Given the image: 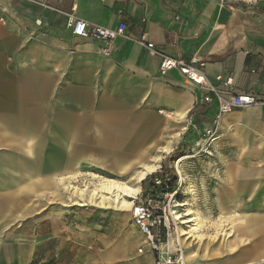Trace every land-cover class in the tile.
<instances>
[{
    "label": "crops",
    "instance_id": "0c3cea01",
    "mask_svg": "<svg viewBox=\"0 0 264 264\" xmlns=\"http://www.w3.org/2000/svg\"><path fill=\"white\" fill-rule=\"evenodd\" d=\"M70 15L113 31L124 24V36L109 45L73 37L66 26ZM143 36L152 49L141 43ZM163 57L196 59L210 87L250 93L259 101L218 116L213 93L187 83L176 70L159 73ZM226 79L231 80L228 87ZM0 81L1 88L15 93L0 96V104L34 105L42 99L58 112L54 119L64 134H79L84 126H119L112 123L119 119L147 120L145 140L110 155V166L119 176L141 167L132 175L136 181L152 166L139 183L157 172L170 152L175 157L194 145L206 146L198 140H207V131L212 132L211 149L222 152V131L234 130L239 153L222 163L223 176L222 171L216 175L217 208L221 215L235 216L234 227L224 239L216 235L219 239L195 242L204 252L225 253L222 264L264 258V168L252 164L264 162V0H0ZM85 119L94 123L85 124ZM7 136L0 134V145L33 155L26 135L15 145ZM48 157L54 173L14 152L0 153V257L13 264H26L29 258L28 249L14 243L18 238L3 232L18 219L17 211L27 208L39 191L57 187L69 190L68 198H83L84 191L71 183L72 165L64 166L57 153ZM139 194L138 189L135 196ZM243 196L248 201L243 202ZM141 237L137 231L130 248ZM245 244L248 251H235ZM188 248L185 243V259L191 253ZM142 258L153 262L149 253Z\"/></svg>",
    "mask_w": 264,
    "mask_h": 264
},
{
    "label": "rangeland",
    "instance_id": "374dc122",
    "mask_svg": "<svg viewBox=\"0 0 264 264\" xmlns=\"http://www.w3.org/2000/svg\"><path fill=\"white\" fill-rule=\"evenodd\" d=\"M6 95L13 96L15 93L11 88L0 87V96ZM50 107L42 99H36L34 105L0 104V134L8 133L10 136H7V141L11 140L14 145L26 135L33 155L29 157L20 148L13 151L8 145H0V153L14 152L21 160L34 161L38 167L43 166L52 173L55 171L49 165L51 161L48 160V155L57 153L64 166L72 165L75 178L71 183L76 186L75 189L85 193L96 190L108 180H113L136 187L142 194L150 179L156 173L165 172L172 161L176 180L163 208L168 217L170 240L173 241L170 244L175 248L179 247L176 240L178 227V240H181L183 245L187 243L188 250L191 251L189 257L184 259L185 264H222L225 253L204 252L195 241L219 239L221 236L224 239L227 235L230 236L227 234L229 228L234 227L235 216L221 215L216 202V194L220 195L216 175L222 171L223 176L225 169L222 163L231 162L235 154L239 153L232 139L234 130L222 131V152L212 150L208 139L198 140V143H207V147L197 144L182 150L175 157L173 152H170L163 158L157 172L149 175L142 183H137L132 175L141 167L132 168L128 174L119 176L110 166V155L146 138L150 130L146 127V124H149L147 120L139 122L119 119L112 122L119 126H84L78 130L79 134L69 135L60 131L58 122L54 119V114L58 112H52ZM82 122L94 123L86 119ZM252 164L256 168H264V162L258 163L254 160ZM69 193V190L65 192L62 187L39 191L30 199L27 208L17 211L18 219L4 229L3 232H9L18 238L14 243L28 249L29 258L26 264H140L137 263L140 260L143 261L141 264H154L152 261L142 260L148 252L144 251L141 255L137 253V249L144 244L142 237L130 248L137 231L133 228L135 226L131 221L129 209L121 207V199L119 204L97 205L84 197V194L80 199L68 198ZM124 200L130 203L133 201L127 197H124ZM245 201L248 199L243 196V202ZM192 219L194 221L189 222ZM248 244L239 245L235 251H248ZM215 245L214 241L209 246ZM259 263H264V258L243 264ZM0 264L13 263L0 257Z\"/></svg>",
    "mask_w": 264,
    "mask_h": 264
},
{
    "label": "built area",
    "instance_id": "2783aa9c",
    "mask_svg": "<svg viewBox=\"0 0 264 264\" xmlns=\"http://www.w3.org/2000/svg\"><path fill=\"white\" fill-rule=\"evenodd\" d=\"M229 1L244 2V0ZM66 26L73 37L98 40L106 45H109L118 37H123L125 33L124 24H119L117 29L113 31L97 25H87V23L73 15L68 16ZM145 40L143 36L141 43L146 48L152 49L153 45L145 43ZM102 53L107 55L108 49H103ZM201 68L202 64L196 59L185 62L163 57L159 65V73L166 75L176 70L187 83L213 93L218 101V116L247 109L259 101L256 96L250 93L230 94L226 90L218 91L210 87ZM216 80L222 81V78L216 77ZM223 84L228 87L231 85V80L226 79ZM206 136L211 139L212 132L207 131ZM152 182L155 187L167 188L169 179L166 178L164 181H160L154 178ZM168 193L158 190V194L154 195L152 186L147 185L142 194L134 200L130 211L131 221L145 239V243L137 249V253L139 255L144 254V251L150 253L153 256L154 264H185L180 246L178 245L179 247L175 248L170 244L171 240L168 232L170 227H167L168 217L163 211L164 201L167 199Z\"/></svg>",
    "mask_w": 264,
    "mask_h": 264
},
{
    "label": "bare ground",
    "instance_id": "6f19581e",
    "mask_svg": "<svg viewBox=\"0 0 264 264\" xmlns=\"http://www.w3.org/2000/svg\"><path fill=\"white\" fill-rule=\"evenodd\" d=\"M248 1H255V0H248ZM212 139H210L209 141H211ZM178 166H179V163L177 164V167ZM152 170H153V167L150 166V165L148 167H145L143 169V171L140 172L139 175H138V177H137L138 183L145 177V175L147 173L151 172ZM137 191H138V188H136V187H131V186L125 185L124 183L116 182V181H113V180H108L107 182L100 184L99 188H97L96 190L90 191L89 193H85V192H82V193L84 194V197H86L89 201H91L93 203H96L97 205H102V204H105V203H115V204H119L120 203L119 200L121 199V207L125 208V210L130 208V211H131L132 204H133L134 200L138 196V195L135 196V194L137 193ZM134 196H135V198H134ZM124 197L130 198V199H133L134 198V199L130 203V202L125 201L124 200ZM177 206H179V205H176V207ZM113 207H115V206H113ZM174 213L175 212H173V214ZM174 220L176 221L175 218H174ZM193 221H194V219L189 220V222H191V223ZM178 229L179 228L177 227L176 228V232H177V236H176L177 239L176 240L178 242V245L181 246V250L183 251L182 252V256L185 259L184 250L182 249L183 248V244H182L181 240H178V238L180 237L179 230ZM170 242H171V244L173 243V241H170ZM142 243H145V239L143 238V236H142Z\"/></svg>",
    "mask_w": 264,
    "mask_h": 264
},
{
    "label": "trees",
    "instance_id": "16d2710c",
    "mask_svg": "<svg viewBox=\"0 0 264 264\" xmlns=\"http://www.w3.org/2000/svg\"><path fill=\"white\" fill-rule=\"evenodd\" d=\"M172 162V161H171ZM159 179L160 181H164V179H169V183L167 185V188L166 187H155L153 185V182H152V179ZM176 180V174H175V171L172 167V164H170V166H167L166 168V171L165 172H159V173H156L151 179L150 181L147 183V185H150L152 186V190H153V193L154 195H157L158 194V190L162 191V192H169L174 181ZM146 185V186H147ZM145 186V187H146ZM144 187V188H145Z\"/></svg>",
    "mask_w": 264,
    "mask_h": 264
}]
</instances>
